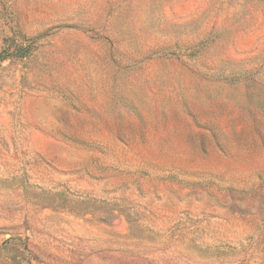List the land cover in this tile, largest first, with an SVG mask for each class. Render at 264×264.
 <instances>
[{"label": "rangeland", "instance_id": "rangeland-1", "mask_svg": "<svg viewBox=\"0 0 264 264\" xmlns=\"http://www.w3.org/2000/svg\"><path fill=\"white\" fill-rule=\"evenodd\" d=\"M0 264H264V0H0Z\"/></svg>", "mask_w": 264, "mask_h": 264}]
</instances>
